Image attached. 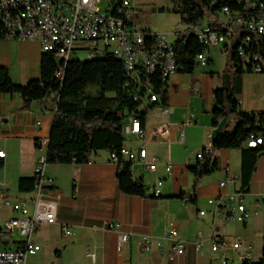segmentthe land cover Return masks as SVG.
Masks as SVG:
<instances>
[{
  "label": "crops",
  "instance_id": "crops-1",
  "mask_svg": "<svg viewBox=\"0 0 264 264\" xmlns=\"http://www.w3.org/2000/svg\"><path fill=\"white\" fill-rule=\"evenodd\" d=\"M152 5L160 6L155 2ZM219 46L221 53L225 54L224 45L216 47ZM212 48L206 51L211 60L209 63L198 64L193 73L176 72L169 77L168 103L149 107L145 135H127L125 145L134 149L146 146L150 156L160 160L152 172L141 165L134 167V177L142 179L149 187L146 196L120 191L117 181L119 165L111 161L109 151L94 153L86 164L45 163V174L52 183L49 195L57 199V221L40 225L34 240L40 245L56 244L60 248L61 264H222V252L234 264H242L244 259L230 245L237 239L249 246L252 261L261 258L264 152L258 158L250 189L244 193L243 201L238 198L229 200V196L241 188V148L216 150L217 168L200 177L197 187L194 186L195 175L188 168L196 163L197 150L213 144L215 91L223 85L222 73L227 61L226 65L214 64ZM42 54L41 46L35 40L19 41L0 36V67L9 70L15 84L25 85L41 76ZM237 97L240 111H264V73H244ZM54 104V95H51L33 102L29 111H23L20 94H0V150L6 152L5 165L0 169L3 182L0 190L4 192V200L17 202L34 196V192H20L18 180L33 176L36 166L46 158L47 145L40 142L50 138L54 112L46 111V108ZM165 109L169 112L165 113ZM190 113L194 114V119L188 124ZM166 124L171 127L169 135L162 132ZM234 124L232 118L229 129ZM180 128L186 133L184 143L178 141ZM188 144L193 149L187 153L184 148L187 150ZM12 161L17 162L18 167L16 174L10 177L6 167ZM167 163L173 165L171 173L165 169ZM227 165L228 172L223 169ZM228 177L235 179L221 187L220 183ZM158 179L163 183L160 196L155 197L153 185ZM209 199H218L222 205L216 209ZM241 202L247 214L245 220L230 218L240 213L237 206ZM200 211L205 213L200 214ZM7 212L1 222L17 215L10 208ZM171 223L178 230L179 238L187 242L185 253L172 260V243L167 238ZM113 224L119 227L112 228ZM67 226L71 227L72 235L64 233ZM125 233L129 238L118 250L117 245ZM214 238L226 242L218 252L211 250Z\"/></svg>",
  "mask_w": 264,
  "mask_h": 264
},
{
  "label": "built area",
  "instance_id": "built-area-1",
  "mask_svg": "<svg viewBox=\"0 0 264 264\" xmlns=\"http://www.w3.org/2000/svg\"><path fill=\"white\" fill-rule=\"evenodd\" d=\"M102 0H0V36L11 40H35L39 42L42 52L54 53L60 64L55 78L62 80L64 69L72 53L86 51L90 54H117L121 57L126 73L144 88V94H137L136 98L142 100V105H149L160 101V96L154 89L156 79L169 78L177 72V52L174 42L167 40L166 34L152 32L150 29L135 24L131 9V0H111L105 10H101ZM244 11H232L228 6L222 8L227 19L221 20L223 30L214 28L210 24L193 27L203 30L200 42L208 49L218 45L230 44L235 37L243 36L239 42V54L251 64L252 72L264 73V60L260 63V55L249 49L252 36L259 37L264 49V0H236ZM1 19H8V26H1ZM178 33V31H177ZM209 62L206 52L197 55V64L205 65ZM165 113L169 110L165 109ZM194 119V114L188 116V124ZM256 126L262 128L261 132H252L246 140L248 147H258L264 144V116L257 114ZM125 135L143 137L145 129L136 116H130L123 127ZM164 135L171 132L170 125L162 128ZM185 130L179 129L178 141L185 142ZM48 139H42L41 144L48 145ZM215 149L206 146L196 151V161H203L207 157L216 159ZM6 152L0 150V157L5 158ZM112 162L120 165L122 162H131L132 170L135 165H141L150 172L157 169L160 160L150 156L146 146L136 149L123 145L119 151L110 152ZM45 158L36 166L34 175L37 183L34 196L30 199L13 202L4 200L6 207L17 215L8 217L0 223L4 233L14 235L20 239L11 240V244L3 242L0 238V264H26L31 255L41 250V245L36 243L34 235L42 224H54L57 221V199L49 195L47 187L51 186V179L45 174ZM166 171L172 172L173 165L166 164ZM229 171V165L223 168ZM234 177H228L220 183L225 187ZM163 181L158 179L153 185V195L159 197ZM3 182L0 180V186ZM244 193L240 190L231 194L229 200L238 198L243 201ZM209 203L216 209L222 205L218 199H209ZM240 212L232 219L243 221L247 216L245 206L241 202L237 206ZM205 211H200L204 214ZM118 228V224L111 225ZM66 235H72L71 227H64ZM3 236V235H2ZM129 235L123 234L117 249L121 250ZM167 238L172 243L173 255L181 256L186 251L187 242L179 238V233L173 223L167 231ZM148 243V240H146ZM159 245L162 242H158ZM226 242L214 238L211 244L213 252L220 251ZM230 245L242 259L250 258L249 246L243 244L242 239L233 240ZM222 264H234L225 252L220 254Z\"/></svg>",
  "mask_w": 264,
  "mask_h": 264
},
{
  "label": "trees",
  "instance_id": "trees-1",
  "mask_svg": "<svg viewBox=\"0 0 264 264\" xmlns=\"http://www.w3.org/2000/svg\"><path fill=\"white\" fill-rule=\"evenodd\" d=\"M172 2L173 12L177 13L181 22L188 27L184 32H179L174 41L177 72L193 73L198 66L197 55L208 50L194 34L193 27L201 25L208 16V24L223 30L218 12L225 6L232 11L240 12L244 11V7L236 0H172ZM117 3L120 1L118 0ZM160 10L163 11L165 8L162 7ZM1 26H3L2 22ZM242 37L233 38L231 45L225 44L223 48L227 65L222 73L223 85L215 91L212 123L217 127L224 118H227V122L212 147L215 150L242 149L240 190L248 193L258 158L264 152V144L248 147L245 143L252 132L262 131V128L256 126V120L257 114L264 116V111L239 110L240 102L237 94L241 90L242 76L246 72H252L251 64L239 54L238 47ZM253 45L257 47L254 52L260 55V63H263L262 40L252 36L249 49H253ZM59 67L60 64L54 53L43 52L40 63L41 76L31 79L25 85L15 84L9 70L0 67V94H20L23 99L21 110L29 111L33 102L54 95L55 104L46 108V111L54 112L46 163L86 164L91 161L93 154L99 151H119L125 144L123 127L130 116L138 117L144 128L149 107L156 103H168L169 78L163 80L159 78L153 82L160 101L144 107L142 100L136 98L137 94H144V88L126 73L123 62L109 52L92 59L69 58L62 80L55 78ZM109 80L110 86H108ZM91 87L96 88L95 95L88 93ZM232 118L235 119V124L229 129ZM217 164V159L207 157L188 166L195 175L194 186L197 187L200 177L216 169ZM4 165L5 160L0 157V169ZM117 181L120 191L124 194L146 196L149 190L142 179L134 177L131 162L120 163ZM36 183L35 175L20 177L18 190L24 193L33 192ZM50 189L52 186L47 187V190ZM180 197H183V194ZM3 233L0 229V238ZM242 264H264V242L261 258L258 261L247 258Z\"/></svg>",
  "mask_w": 264,
  "mask_h": 264
},
{
  "label": "rangeland",
  "instance_id": "rangeland-1",
  "mask_svg": "<svg viewBox=\"0 0 264 264\" xmlns=\"http://www.w3.org/2000/svg\"><path fill=\"white\" fill-rule=\"evenodd\" d=\"M132 9L131 15L135 24L141 25L145 28L150 29L152 32L165 33L167 40L169 42H174L179 34V32H184L188 27L181 22L180 16L173 12V2L172 0H131ZM111 0H102L100 2L101 10H105L106 6L110 4ZM152 2H155L159 7H164L165 10L161 11L159 7L152 5ZM220 20H226L227 17L223 12H218ZM204 24H208V16L203 21ZM178 31V33H177ZM231 45V44H230ZM221 47H215L211 49V54L214 55V64L226 65L227 57L225 54L221 53ZM88 58L86 51H79L77 53H72L70 56L71 60L75 59H86ZM222 60V61H220ZM199 66L198 68H201ZM226 67V66H225ZM225 69V68H224ZM173 76V75H172ZM111 85V81H108V86ZM97 92L96 88L91 87L88 89L89 94L95 95ZM165 107V106H164ZM167 107V106H166ZM125 138L128 139V136L125 135ZM183 147V146H182ZM187 150L184 148L185 152H191L193 148L188 144ZM18 164L15 161H12L7 167L6 172L11 177L16 174ZM3 172V171H2ZM2 174V173H0ZM3 191L0 190V223L1 218L6 217L8 208L4 204ZM6 219V218H4ZM3 222V220H2ZM3 242H8L11 244V240L20 239V236L15 233L14 235L10 233L2 234ZM42 249L35 255H31L27 259V264H61L62 259L60 257V248L56 247V244L50 243L48 245L41 244Z\"/></svg>",
  "mask_w": 264,
  "mask_h": 264
},
{
  "label": "bare ground",
  "instance_id": "bare-ground-1",
  "mask_svg": "<svg viewBox=\"0 0 264 264\" xmlns=\"http://www.w3.org/2000/svg\"><path fill=\"white\" fill-rule=\"evenodd\" d=\"M1 22H2L3 26H8V19H1ZM193 32H194V34L197 36V38L200 41L201 37H203V30L193 29ZM104 55L105 54H90V55H87V56H88V58L92 59V58L100 57V56H104ZM112 55H114L116 58L121 60V57L118 56L117 54H112Z\"/></svg>",
  "mask_w": 264,
  "mask_h": 264
},
{
  "label": "water",
  "instance_id": "water-1",
  "mask_svg": "<svg viewBox=\"0 0 264 264\" xmlns=\"http://www.w3.org/2000/svg\"><path fill=\"white\" fill-rule=\"evenodd\" d=\"M227 122V118H224L217 127H215L211 133V140L212 142H214L218 136H219V133L221 132L222 128L224 127V125L226 124Z\"/></svg>",
  "mask_w": 264,
  "mask_h": 264
}]
</instances>
